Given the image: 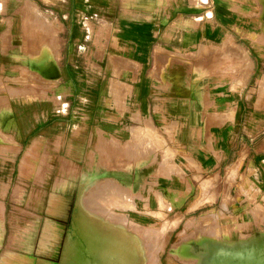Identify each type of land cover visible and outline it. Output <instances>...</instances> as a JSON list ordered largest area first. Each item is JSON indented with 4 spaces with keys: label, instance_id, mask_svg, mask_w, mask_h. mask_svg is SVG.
Here are the masks:
<instances>
[{
    "label": "crops",
    "instance_id": "1",
    "mask_svg": "<svg viewBox=\"0 0 264 264\" xmlns=\"http://www.w3.org/2000/svg\"><path fill=\"white\" fill-rule=\"evenodd\" d=\"M237 2L0 0V93L8 84L0 96L2 134L62 147L79 168L86 147L103 141L99 170L116 181H130L120 172L130 158L164 166L166 174L147 177L155 207L148 198L136 218L167 220L173 232L184 218L216 206L242 235L255 204H264V43L235 29ZM228 40L251 62L241 82L210 77L200 54L201 46ZM44 52L49 58L35 64ZM40 91L44 96L34 98ZM4 107L10 111L1 115ZM156 133L170 153L154 148L138 159L135 142L153 146Z\"/></svg>",
    "mask_w": 264,
    "mask_h": 264
},
{
    "label": "rangeland",
    "instance_id": "2",
    "mask_svg": "<svg viewBox=\"0 0 264 264\" xmlns=\"http://www.w3.org/2000/svg\"><path fill=\"white\" fill-rule=\"evenodd\" d=\"M236 4L239 6L234 17L240 21L241 27L235 29L241 35L256 36L264 41V26L259 18L264 1L238 0ZM236 46L239 48L228 40L199 48L203 50L200 54L208 58L210 77L221 75L226 79L231 75L237 82L243 80L242 67L247 71L246 66L251 68V63L239 48L244 56L240 64ZM40 55L34 60L37 65L49 58L46 52L44 57ZM6 85L2 82L1 91L5 90L0 93L1 97L7 93ZM263 90L264 76L260 81V91ZM10 94L20 95L18 91ZM43 96L41 91L33 94L34 98ZM1 102V106L7 103L3 99ZM9 111V107H4L1 115ZM0 130V264H87L71 242L70 238L76 236L91 253L98 254L100 264H250L252 258L264 250L263 202L255 204L252 225L243 230L242 235L237 229H230L232 225L227 222L228 218H222L216 206L184 218L172 232L167 220L147 216L139 219L133 212L136 209L143 211L148 198L149 206L155 207L153 193L147 195V189L152 185V180L147 177L166 174L168 170L164 166L155 168V165L148 164L149 160L143 164L132 163L130 158L120 168L122 175H131L130 181H116L107 171L99 170L104 169L102 164L106 157L103 141L101 144L92 141L86 147L87 162L79 168L72 156L63 154L62 147L56 148L54 144L38 139L33 144L19 142L10 135H3L1 126ZM155 135L159 136L158 133ZM153 141V146L147 141L148 153L154 148L155 153H170L166 141L158 137ZM137 172L140 177L136 180ZM111 180L120 185L123 195H112L110 201L98 202L112 213L105 212L104 208L90 212L81 204L92 189ZM145 208L144 211L148 212V205ZM146 250L156 253L159 262L144 258L142 252ZM237 254L240 256L236 257Z\"/></svg>",
    "mask_w": 264,
    "mask_h": 264
},
{
    "label": "bare ground",
    "instance_id": "3",
    "mask_svg": "<svg viewBox=\"0 0 264 264\" xmlns=\"http://www.w3.org/2000/svg\"><path fill=\"white\" fill-rule=\"evenodd\" d=\"M264 1V0H263ZM261 15L259 16L260 18V21L262 23V25L264 26V4H263V7L261 8ZM33 24L34 25H41L42 22L40 19H36L33 21ZM264 29V28H263ZM261 35V34H260ZM258 39V38H257ZM264 40V39H262ZM264 42V41H263ZM237 47V46H236ZM238 48V47H237ZM241 50V49H240ZM239 48L235 51H238L240 52ZM208 52V51H207ZM210 53V52H208ZM207 55V53H206ZM244 57V56H243ZM206 59H208L206 57ZM246 59V58H245ZM250 60L248 59L247 62H249ZM251 63V62H250ZM247 68V71L250 69V67L246 66ZM149 119H147L148 121ZM148 123V122H147ZM154 127V126H153ZM150 130L151 127H148ZM152 129V128H151ZM154 130V128H153ZM151 132H153L152 130H150ZM148 131V132H150ZM148 148V142L147 140L144 138V139H139L137 144H136V154H137V158H138V155L143 156V155H148L147 153L149 152V150H147ZM151 148V147H150ZM152 149V148H151ZM154 157V156H153ZM88 178H93L91 176H89ZM94 178H97V177H94ZM108 180V179H107ZM91 190V189H90ZM90 195H86L87 198H85L84 200H82V203L83 205L87 206L89 211L92 212V211H96L97 208L99 209H102L104 210L105 212H111L109 210L106 209V207L104 205H102L100 202H98V200H100L101 202L105 203L107 202L108 200L110 201V196L112 195H123L122 194V188L120 187L119 184H117L116 182L114 181H107L106 183H102L100 185H98V187L91 191V193H89ZM165 196V195H164ZM116 198V197H115ZM119 198V197H118ZM123 198V196H122ZM118 200H121L122 199H118ZM117 200V201H118ZM120 201V202H121ZM119 202V204H120ZM115 203V202H114ZM80 204V203H79ZM117 205H118V202H117ZM162 205V203H161ZM167 206V205H166ZM168 208V206H167ZM112 213V212H111ZM110 215V214H109ZM75 224V223H74ZM76 225V224H75ZM71 239V242L76 246V249L78 250V253L80 254V256L85 259V261L87 262V264H100L99 263V257H98V254L94 252H90L84 245L83 241L78 237H74V238H70ZM150 249V248H149ZM152 251L150 250H146V252H142V256L144 258H152V260H154V262H159L158 260V257H156V253H151ZM239 254H237L236 257H238ZM240 256V255H239ZM249 256V255H248ZM254 256V255H253ZM252 256V257H253ZM230 257V256H229ZM242 257V256H241ZM247 257V256H245ZM244 257V258H245ZM234 258V257H233ZM232 258V259H233ZM249 258V257H248ZM247 258V259H248ZM235 259V258H234ZM122 260V259H121ZM245 260V259H244ZM241 261V260H240ZM247 261V260H246ZM249 261V260H248ZM247 261V263H248ZM119 262V260H118ZM250 264H264V250L263 251H259L251 260Z\"/></svg>",
    "mask_w": 264,
    "mask_h": 264
}]
</instances>
